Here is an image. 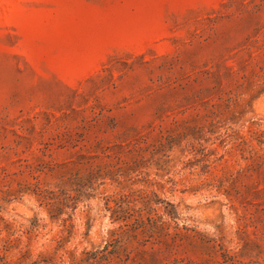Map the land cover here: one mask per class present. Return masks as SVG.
Returning a JSON list of instances; mask_svg holds the SVG:
<instances>
[{"label":"rangeland","instance_id":"rangeland-1","mask_svg":"<svg viewBox=\"0 0 264 264\" xmlns=\"http://www.w3.org/2000/svg\"><path fill=\"white\" fill-rule=\"evenodd\" d=\"M0 264H264V0H0Z\"/></svg>","mask_w":264,"mask_h":264}]
</instances>
